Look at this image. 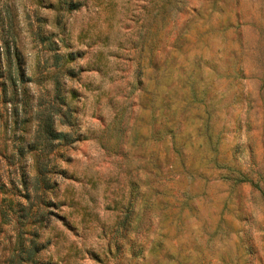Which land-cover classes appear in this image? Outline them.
Segmentation results:
<instances>
[{
  "label": "rangeland",
  "instance_id": "1",
  "mask_svg": "<svg viewBox=\"0 0 264 264\" xmlns=\"http://www.w3.org/2000/svg\"><path fill=\"white\" fill-rule=\"evenodd\" d=\"M8 26L24 76L13 100L0 91V208L27 206L20 175L31 189L35 158L50 159L48 220L21 264H264V0H0V37ZM47 71L71 123L60 106L45 156L27 145ZM13 218H0V264L34 227L19 240Z\"/></svg>",
  "mask_w": 264,
  "mask_h": 264
},
{
  "label": "trees",
  "instance_id": "2",
  "mask_svg": "<svg viewBox=\"0 0 264 264\" xmlns=\"http://www.w3.org/2000/svg\"><path fill=\"white\" fill-rule=\"evenodd\" d=\"M14 28L12 26H8L4 31L1 33L0 37V61L1 57L4 60L5 67L3 72H0V75H3L2 81L0 82V91L2 93V97H5V91L7 86L13 85V82L15 80H19L24 76V68H23V59L21 56L20 51L17 48L16 45V33L13 30ZM34 35V38L38 40L39 43L45 44L43 45L46 49V53H50L48 58L52 59L53 62H56L59 59V56L57 53H54V46L53 41L50 40V35H42L39 33V30H36L32 33ZM47 59V58H46ZM47 73L50 74L48 76L51 79V91L52 95L51 98L46 102L45 108L40 112V116H37L35 119V131L33 134L32 139H30V142L28 143L27 147L29 150H36L37 152L47 156L49 152H51V149L53 147V142L57 140L60 137V132H56L53 129V121H54V114L59 113L60 106L64 107V112H61L62 115V122L66 125H70V121L68 118V110L69 106L64 102V98L58 96V88L55 82L54 75L50 73V71H47ZM5 80L8 81V84H5ZM12 93L9 96L8 99H5V102L13 100L14 93L11 86ZM11 105V103H10ZM12 111L10 112V115H12L11 119V125L12 127L21 128V131H24V133H29V129L26 130L24 126H26V123L29 122L28 117L26 116V108L22 106V113L19 118L17 119L18 110L15 105H11ZM37 114H39V111H37ZM9 127L7 121H5L4 129L6 127ZM22 147H16V152L18 154L22 153ZM38 155V153H36ZM12 156V154H10ZM48 156L45 160H37L35 158V163L33 166V178L32 183L30 184L31 189L27 188V178L24 175H20L19 185L22 187V190L24 191L22 197L26 202H28V205L25 206L21 204L19 201L15 200L13 203V200H7V206L0 208V218L9 220L10 216L13 215V223L17 225L18 231H17V238L20 240V233L23 230L21 229L24 225L28 226H34L28 229L27 234L30 236L29 243L27 247H24L21 243V240L16 243L18 246V254H14L12 258H15L14 264H21V261H26V259H29L31 257V253L37 250L38 244L35 240L37 230L35 228V224L38 225L44 224V221L48 220V217L46 216L45 209L46 205L43 201V191L42 189L48 187V183L46 182L44 178L45 172H47L48 168L47 165L49 163ZM11 161V160H10ZM12 162H9L8 165H10ZM19 171L22 173V165H17ZM9 184L12 187V191L18 192V190L15 188V186L10 181ZM1 186L3 184L1 183ZM40 188V191L38 190ZM14 192H11L14 194ZM31 198V201L29 199ZM5 201V198H1L0 202L3 203ZM35 201V204L33 202ZM40 203H43L42 207L40 206ZM14 205L16 207V210L13 211L11 205ZM34 205V209L31 212V209ZM36 205V206H35ZM8 210V211H5ZM10 212V216L7 215V213ZM21 230V231H19ZM23 255L25 257H23Z\"/></svg>",
  "mask_w": 264,
  "mask_h": 264
}]
</instances>
